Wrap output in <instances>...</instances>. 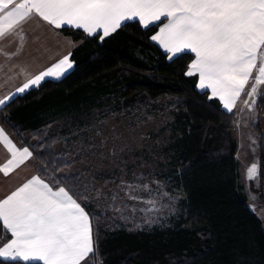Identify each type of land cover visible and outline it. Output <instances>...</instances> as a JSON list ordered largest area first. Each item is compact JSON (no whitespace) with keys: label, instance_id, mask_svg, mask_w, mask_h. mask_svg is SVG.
<instances>
[{"label":"trees","instance_id":"obj_1","mask_svg":"<svg viewBox=\"0 0 264 264\" xmlns=\"http://www.w3.org/2000/svg\"><path fill=\"white\" fill-rule=\"evenodd\" d=\"M158 30L131 21L100 40L61 28L80 42L71 54L73 69L10 100L0 108V123L32 151L41 178L65 186L62 178L73 176L67 184L88 198L78 202L92 217L96 251L83 264H264V223L249 208L231 136L237 114L199 90L196 75L186 74L191 53L169 59L151 40ZM257 106L262 116L252 128L258 202L264 210V96ZM165 112L172 116L163 151L166 176L180 192L179 210L150 229L112 228L92 202L86 177L64 173L75 151L69 146L57 151V139L73 144L85 134L74 131L95 119L122 116L138 127Z\"/></svg>","mask_w":264,"mask_h":264},{"label":"snow or ice","instance_id":"obj_2","mask_svg":"<svg viewBox=\"0 0 264 264\" xmlns=\"http://www.w3.org/2000/svg\"><path fill=\"white\" fill-rule=\"evenodd\" d=\"M33 16L56 29H79L100 40L125 21H137L144 28L157 25L159 30L151 40L169 59L184 52L194 54L186 74L198 75V87L210 90L209 98H218L228 112L250 81L243 103L251 108L257 95L264 96L259 92L264 85V0H0V40ZM19 38L25 39L22 33ZM72 68L69 53L16 91L39 87L46 78L59 79ZM7 99H0V106ZM0 145L10 155L0 166L4 176L33 156L28 147L18 148L3 128ZM257 174L253 164L248 179ZM73 179L64 176L65 186H60L32 176L0 200V261L82 264L95 253L92 217L78 202L88 198L67 184ZM113 199H117L115 194Z\"/></svg>","mask_w":264,"mask_h":264},{"label":"rangeland","instance_id":"obj_3","mask_svg":"<svg viewBox=\"0 0 264 264\" xmlns=\"http://www.w3.org/2000/svg\"><path fill=\"white\" fill-rule=\"evenodd\" d=\"M250 86L251 81L232 110L237 120L231 128V136L236 143L235 155L249 208L264 223V210L258 202L257 175L248 179V169L257 165V136L252 125L262 116L257 106L259 95L251 108L243 103L248 99L246 93ZM263 90L264 85L259 92ZM171 120L172 116L165 112L133 127L128 119L113 116L95 119L89 126L74 131V135L85 134L73 144L58 137L57 151L68 146L70 151H75L74 156L68 157L71 164L64 173L86 177L91 187V200L110 227L150 229L166 223L179 210L181 195L166 176L163 152L170 140ZM129 184L138 187L130 190ZM113 194L117 199H113Z\"/></svg>","mask_w":264,"mask_h":264},{"label":"crops","instance_id":"obj_4","mask_svg":"<svg viewBox=\"0 0 264 264\" xmlns=\"http://www.w3.org/2000/svg\"><path fill=\"white\" fill-rule=\"evenodd\" d=\"M126 22L131 21H125L124 23ZM21 33L25 37L23 41L19 38ZM79 44L80 42H76L71 37L63 35L60 29L48 25L38 17L33 16L27 20L13 34L7 36L4 40H0V49H3V51L0 52V99L8 97L5 102V104H7L16 96L22 95L34 88L32 87L23 93L16 91L18 88L23 87L24 83L30 78H34L49 67H52L69 53L72 54L73 49ZM157 45L159 46V44ZM160 48L164 51L162 47ZM192 55L194 59V54ZM71 62L73 63L72 59ZM196 76L198 78V87L199 77L198 75ZM61 78H46V80H60ZM207 91L211 96V92L209 90ZM220 103L222 104L221 101ZM2 106H0V108ZM0 128L4 129L5 133L18 148L22 149L27 147L17 143L1 123ZM9 158L10 155L6 149L0 145V166L6 163ZM37 175L39 176L38 165L32 158L12 171L8 176H4L3 173H0V200L6 198L7 195H10L12 191L22 186L23 183L32 176ZM45 182L47 181L45 180ZM84 262H82V264Z\"/></svg>","mask_w":264,"mask_h":264}]
</instances>
